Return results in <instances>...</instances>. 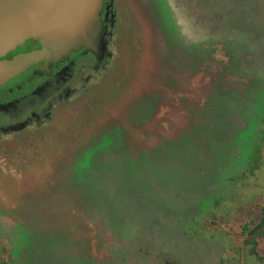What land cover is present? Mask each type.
Masks as SVG:
<instances>
[{
	"label": "rangeland",
	"instance_id": "374dc122",
	"mask_svg": "<svg viewBox=\"0 0 264 264\" xmlns=\"http://www.w3.org/2000/svg\"><path fill=\"white\" fill-rule=\"evenodd\" d=\"M116 4L108 68L0 140V261L258 264L264 0Z\"/></svg>",
	"mask_w": 264,
	"mask_h": 264
},
{
	"label": "flooded vegetation",
	"instance_id": "af4514ba",
	"mask_svg": "<svg viewBox=\"0 0 264 264\" xmlns=\"http://www.w3.org/2000/svg\"><path fill=\"white\" fill-rule=\"evenodd\" d=\"M112 2L106 0L101 14L108 48L105 52H93L84 46L62 54L36 57L0 85V140L42 126L51 118L55 104L68 102L87 87L95 73L108 68L118 31V7L116 0ZM42 49L40 39L29 36L0 56V61L36 54Z\"/></svg>",
	"mask_w": 264,
	"mask_h": 264
},
{
	"label": "water",
	"instance_id": "95a60500",
	"mask_svg": "<svg viewBox=\"0 0 264 264\" xmlns=\"http://www.w3.org/2000/svg\"><path fill=\"white\" fill-rule=\"evenodd\" d=\"M106 4V0H0V56L29 36L43 44L36 54L0 61V85L36 57L84 46L105 52L101 14Z\"/></svg>",
	"mask_w": 264,
	"mask_h": 264
},
{
	"label": "trees",
	"instance_id": "16d2710c",
	"mask_svg": "<svg viewBox=\"0 0 264 264\" xmlns=\"http://www.w3.org/2000/svg\"><path fill=\"white\" fill-rule=\"evenodd\" d=\"M260 206V212H258L257 218L252 216L247 217L243 222H241L240 227L242 228L243 233L249 232L252 235V239H248L246 242L250 245L251 253L258 261V264H264V253L259 251L258 249V238L264 235V205L257 204ZM218 220H211V223L214 226H218ZM6 257V253H4ZM0 264H10L9 258H5V260L0 261Z\"/></svg>",
	"mask_w": 264,
	"mask_h": 264
}]
</instances>
